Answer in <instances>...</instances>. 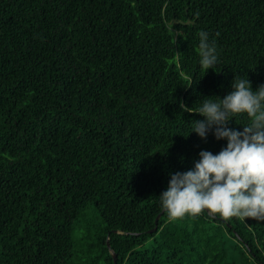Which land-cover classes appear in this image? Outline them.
Listing matches in <instances>:
<instances>
[{"label": "trees", "instance_id": "trees-1", "mask_svg": "<svg viewBox=\"0 0 264 264\" xmlns=\"http://www.w3.org/2000/svg\"><path fill=\"white\" fill-rule=\"evenodd\" d=\"M235 74L264 83V0H0V264H114L108 243L117 264H264V220H169L157 197L225 144L179 102Z\"/></svg>", "mask_w": 264, "mask_h": 264}, {"label": "clouds", "instance_id": "clouds-1", "mask_svg": "<svg viewBox=\"0 0 264 264\" xmlns=\"http://www.w3.org/2000/svg\"><path fill=\"white\" fill-rule=\"evenodd\" d=\"M198 65L207 72L215 68L218 51L207 31L197 33ZM180 110L199 114L191 121L189 133L206 139L209 133L225 141L213 153L201 149L192 166L169 173L167 186L158 197L159 207L169 220L196 216L202 212L220 217L264 220V83L255 89L246 76L235 74L230 91L202 96L195 107L182 101ZM246 115L241 129L228 126L230 120Z\"/></svg>", "mask_w": 264, "mask_h": 264}, {"label": "water", "instance_id": "water-1", "mask_svg": "<svg viewBox=\"0 0 264 264\" xmlns=\"http://www.w3.org/2000/svg\"><path fill=\"white\" fill-rule=\"evenodd\" d=\"M175 22H176V23H179L180 20H176ZM188 23H190V20H188V21L186 22V24H188ZM158 218H159V217H158ZM108 247H109V249L111 250V253H112L113 257H114V264H117L118 256H117L116 253L111 249L109 243H108Z\"/></svg>", "mask_w": 264, "mask_h": 264}]
</instances>
